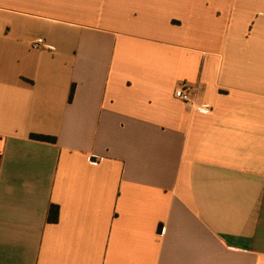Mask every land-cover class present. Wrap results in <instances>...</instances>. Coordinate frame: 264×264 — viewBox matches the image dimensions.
Instances as JSON below:
<instances>
[{
  "label": "crops",
  "instance_id": "obj_1",
  "mask_svg": "<svg viewBox=\"0 0 264 264\" xmlns=\"http://www.w3.org/2000/svg\"><path fill=\"white\" fill-rule=\"evenodd\" d=\"M0 264H264V0H0Z\"/></svg>",
  "mask_w": 264,
  "mask_h": 264
},
{
  "label": "built area",
  "instance_id": "obj_2",
  "mask_svg": "<svg viewBox=\"0 0 264 264\" xmlns=\"http://www.w3.org/2000/svg\"><path fill=\"white\" fill-rule=\"evenodd\" d=\"M36 47H46L44 41L39 39L36 43ZM198 88L190 85L189 83H183L180 88H178L175 92V97L182 101L184 104L202 112V113H209L212 111V108H209L204 105H200L196 103L195 93L197 92ZM98 163L100 161H94Z\"/></svg>",
  "mask_w": 264,
  "mask_h": 264
},
{
  "label": "trees",
  "instance_id": "obj_3",
  "mask_svg": "<svg viewBox=\"0 0 264 264\" xmlns=\"http://www.w3.org/2000/svg\"><path fill=\"white\" fill-rule=\"evenodd\" d=\"M31 137L33 139L41 140V141H45V142H51V143H55L56 142V138L49 137V136L33 134ZM48 219L51 222H57L59 220V207L58 206L52 205L50 207Z\"/></svg>",
  "mask_w": 264,
  "mask_h": 264
}]
</instances>
